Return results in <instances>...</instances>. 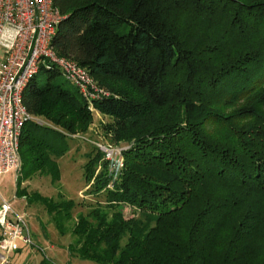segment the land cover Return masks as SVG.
I'll return each instance as SVG.
<instances>
[{
    "label": "trees",
    "instance_id": "trees-1",
    "mask_svg": "<svg viewBox=\"0 0 264 264\" xmlns=\"http://www.w3.org/2000/svg\"><path fill=\"white\" fill-rule=\"evenodd\" d=\"M54 4L63 15L56 52L110 93L90 102L57 79V67L43 68L46 82L35 76L25 89L33 117L20 150L34 172L58 176L51 155L66 152L67 131L92 123L90 104L109 116L102 128L110 140L129 145L120 167L99 148L87 153L83 175L97 200L72 229L70 256L93 264H264V0ZM217 96L245 100L226 114ZM37 195L63 227L75 200ZM125 205L140 215L125 217Z\"/></svg>",
    "mask_w": 264,
    "mask_h": 264
},
{
    "label": "rangeland",
    "instance_id": "rangeland-1",
    "mask_svg": "<svg viewBox=\"0 0 264 264\" xmlns=\"http://www.w3.org/2000/svg\"><path fill=\"white\" fill-rule=\"evenodd\" d=\"M121 30L127 32L129 30L128 25L123 26ZM47 77L48 72L43 68L36 74L37 82L40 85L46 82ZM90 77L94 88H96L95 98L92 97V101L97 100L100 95L104 96L105 93H110L105 87L98 84L91 74ZM57 79L65 81L71 88H76L62 73L57 76ZM244 100V98L234 100L230 97L219 98L217 96L213 102L217 109H221L226 114H231L243 105ZM88 109L93 115V121L88 128L73 132L67 131L68 136L64 139L67 146L66 152L59 157L54 154L51 155L59 169L58 176H53L51 172L48 173L49 168L46 169V172H34L26 153L23 151L25 146L20 150L22 165L17 172V177L15 172L0 174L1 201L4 197L10 201L17 215L24 216L32 238L31 243L20 240L17 242L19 250L10 253L8 264H38L43 258L51 259L52 264H93L89 259L70 256L68 250L69 244L74 240L72 229L78 221L79 215L88 213L97 200L95 196L87 193L88 185L83 175V165L87 160V153L97 151L99 148L105 152L108 159L114 160L116 166L120 167L123 165L122 152L129 145L128 143L127 145L126 143H113L102 128L103 122H107L109 116L102 113L95 104L88 105ZM38 118L41 122H45L43 116ZM47 123L50 122L47 121ZM52 168L51 171L54 172L55 169ZM24 189L27 190V195H23ZM37 194L53 200H60L61 198L75 200L76 206L72 209L70 218L65 219L63 227L57 224L53 219L54 213H51L40 199L35 200ZM101 201H104L102 197ZM122 211L127 218L140 215L137 209L129 205L123 206ZM0 252L3 253L2 250ZM0 264H6L2 261L1 256Z\"/></svg>",
    "mask_w": 264,
    "mask_h": 264
},
{
    "label": "built area",
    "instance_id": "built-area-1",
    "mask_svg": "<svg viewBox=\"0 0 264 264\" xmlns=\"http://www.w3.org/2000/svg\"><path fill=\"white\" fill-rule=\"evenodd\" d=\"M62 18L54 0H0V48L4 51L0 61V174L15 172L17 177L21 168V136L33 117L24 93L42 68L57 67L85 99L92 102L95 98L89 71L53 47ZM0 227V256L8 264L10 253L18 250L17 242L31 243L32 238L24 216L17 215L5 198L0 203Z\"/></svg>",
    "mask_w": 264,
    "mask_h": 264
},
{
    "label": "crops",
    "instance_id": "crops-1",
    "mask_svg": "<svg viewBox=\"0 0 264 264\" xmlns=\"http://www.w3.org/2000/svg\"><path fill=\"white\" fill-rule=\"evenodd\" d=\"M1 53H0V61L3 59L4 57V51L0 48ZM4 198V197H3ZM0 203H1V198H0ZM19 250V249H18ZM17 251V250H16Z\"/></svg>",
    "mask_w": 264,
    "mask_h": 264
}]
</instances>
